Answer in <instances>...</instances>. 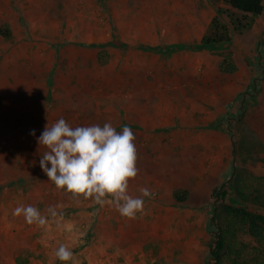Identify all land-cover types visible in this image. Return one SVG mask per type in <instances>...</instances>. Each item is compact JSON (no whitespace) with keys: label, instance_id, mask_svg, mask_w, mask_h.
I'll return each mask as SVG.
<instances>
[{"label":"rangeland","instance_id":"374dc122","mask_svg":"<svg viewBox=\"0 0 264 264\" xmlns=\"http://www.w3.org/2000/svg\"><path fill=\"white\" fill-rule=\"evenodd\" d=\"M218 8L224 0H0V30L11 32L0 36V264H65L54 254L62 244L66 264L212 262L216 193L225 187L236 204L233 184L264 192V14L219 51L79 44L198 43ZM60 118L131 128L139 171L128 192L154 193L135 218L48 181L37 141ZM21 205L59 215L29 225L13 215ZM234 238L256 246L243 231Z\"/></svg>","mask_w":264,"mask_h":264},{"label":"clouds","instance_id":"9594fccd","mask_svg":"<svg viewBox=\"0 0 264 264\" xmlns=\"http://www.w3.org/2000/svg\"><path fill=\"white\" fill-rule=\"evenodd\" d=\"M30 135L35 136L33 130ZM135 135L127 125L117 131L111 123L72 127L64 118L48 124L38 138L46 151L39 166L58 190L74 196L91 197L94 203L115 207L122 217L135 218L143 211L144 199L154 196L141 188V196L129 194V181L138 175ZM48 216L32 205L14 209V216H23L29 225L45 226L49 216L59 214L55 207L47 209ZM61 262L73 261V252L61 245L55 250Z\"/></svg>","mask_w":264,"mask_h":264},{"label":"trees","instance_id":"16d2710c","mask_svg":"<svg viewBox=\"0 0 264 264\" xmlns=\"http://www.w3.org/2000/svg\"><path fill=\"white\" fill-rule=\"evenodd\" d=\"M227 8H218L217 15L211 20L206 32L198 43L172 44L170 46H130L126 43L111 41L100 44H79L91 50L117 48L123 51L130 49L150 52L160 55L187 51H219L233 43L232 32L243 35L255 26V19L264 14V0H224ZM226 15L229 22L222 19ZM10 37L8 29L0 30V36ZM246 143V139H243ZM235 180V178H234ZM225 188V187H224ZM222 188L217 194V206L211 213L212 223L216 226L209 264H264V215L257 214L247 207L236 205L244 201L264 208V192L251 195L245 194L239 185L233 184V189L240 196L236 204H229V191ZM182 195L178 192L175 200L182 202ZM244 232L251 237L256 246L250 247L246 243L236 240L238 232ZM239 243L241 246L238 247ZM250 252H246L249 250ZM246 252V253H245Z\"/></svg>","mask_w":264,"mask_h":264},{"label":"crops","instance_id":"0c3cea01","mask_svg":"<svg viewBox=\"0 0 264 264\" xmlns=\"http://www.w3.org/2000/svg\"><path fill=\"white\" fill-rule=\"evenodd\" d=\"M82 211H83V209L82 210H80V213H82ZM84 214H86V213H84ZM87 216V215H86ZM99 234V233H98ZM100 236V235H99Z\"/></svg>","mask_w":264,"mask_h":264}]
</instances>
